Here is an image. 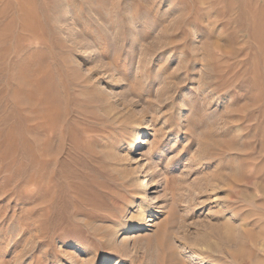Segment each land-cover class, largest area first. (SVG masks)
Returning <instances> with one entry per match:
<instances>
[{"label":"rangeland","instance_id":"obj_1","mask_svg":"<svg viewBox=\"0 0 264 264\" xmlns=\"http://www.w3.org/2000/svg\"><path fill=\"white\" fill-rule=\"evenodd\" d=\"M0 264H264V0H0Z\"/></svg>","mask_w":264,"mask_h":264},{"label":"bare ground","instance_id":"obj_2","mask_svg":"<svg viewBox=\"0 0 264 264\" xmlns=\"http://www.w3.org/2000/svg\"><path fill=\"white\" fill-rule=\"evenodd\" d=\"M140 144H141V141L138 139V140H137V143L135 144V148H134V149L136 150L137 148H139ZM146 212H147V209H146L145 207H143V206L138 207V209H137V214L140 215V219H141L142 217L144 218V214H145ZM153 215L155 216L154 218H157L155 214H153ZM150 216H151V215H150ZM150 220H151V218L148 219V221H150ZM144 224H145L144 219H143V220H140L139 223L135 226V228H141V227L144 226ZM105 260H106V263L109 262V259H108L107 257L105 258Z\"/></svg>","mask_w":264,"mask_h":264}]
</instances>
